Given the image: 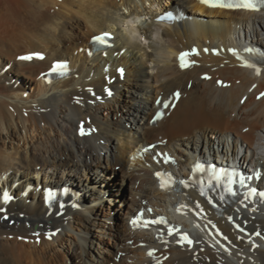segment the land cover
<instances>
[{"label":"bare ground","instance_id":"obj_1","mask_svg":"<svg viewBox=\"0 0 264 264\" xmlns=\"http://www.w3.org/2000/svg\"><path fill=\"white\" fill-rule=\"evenodd\" d=\"M162 10L187 18L162 27ZM102 31L114 46L91 56ZM238 43L264 53V11L0 0V264H264V203L247 198L264 190V61L203 50ZM194 46L182 68L178 54ZM33 53L44 58L20 59ZM56 61L68 74L49 81ZM199 161L253 174L252 185L232 195L195 182ZM159 171L175 189L160 188ZM47 188L64 189L65 207H45Z\"/></svg>","mask_w":264,"mask_h":264},{"label":"snow or ice","instance_id":"obj_2","mask_svg":"<svg viewBox=\"0 0 264 264\" xmlns=\"http://www.w3.org/2000/svg\"><path fill=\"white\" fill-rule=\"evenodd\" d=\"M201 3L206 4L210 7H221V8H228V9H246V10H250V11H260L262 9H264V0H200ZM163 18H167V19H174L175 17H173V14L171 12L166 14V17H161ZM108 33H103L99 36L94 37V41L99 43V44H106L107 43V37H108ZM233 54L235 53V50H232ZM245 51L249 52V53H256L257 50L254 49H246ZM258 55L264 57V53H257ZM38 55V54H37ZM187 54H181L180 60H181V67H187L188 65L184 62V57ZM40 59H43L42 56H39ZM20 59H32V56H25V57H20ZM246 67H255L254 64L249 63L247 61H245V65ZM67 70V66L66 64H62V63H58L56 65L53 66L52 71L53 72H60L61 74H63L65 71ZM260 69L256 68V73L259 74ZM111 93H109L110 95ZM177 96H179V93L176 94ZM261 96H264V93H261ZM165 107H168V104L165 103L164 105ZM161 113L157 114V119L160 118ZM86 134V131L83 127H81V135ZM195 169L199 170V171H204V166L201 164H197L195 165ZM215 172V170H213ZM224 170H220V173L217 175V179L219 180L221 176H223ZM158 177H163L164 174L162 173H157ZM234 176L233 174H228V182L226 185L227 190L232 194L235 195V192L232 191V187L231 185L235 182L234 179L232 178ZM173 181H171V177L169 176L167 181H165L163 178L161 180V187H166L168 184L172 183ZM180 183L184 184L186 187L188 186L187 182L185 181H181ZM203 183V182H201ZM241 187L244 186V180L243 178L239 181ZM201 194L204 195V189L203 187L201 188ZM248 196H255V195H259L261 198H264V192H257V190L255 188H252L249 193H247ZM52 196V193H49V197ZM2 199L4 203H7L8 201H10L12 199V197L9 195V193L7 191L3 192L2 194ZM211 202V201H209ZM0 211H2V209H0ZM154 223H159L162 221H153ZM133 224H136V221H133ZM172 230L169 229V234L171 235ZM182 240H188L187 236H183L181 238ZM188 243L191 244V241L188 240ZM149 255H152L151 252H149Z\"/></svg>","mask_w":264,"mask_h":264},{"label":"rangeland","instance_id":"obj_3","mask_svg":"<svg viewBox=\"0 0 264 264\" xmlns=\"http://www.w3.org/2000/svg\"><path fill=\"white\" fill-rule=\"evenodd\" d=\"M141 43L143 44V45H147V41L146 40H142L141 41ZM83 47V46H82ZM82 47H80V48H82ZM78 49V51H79V53H82V51H80L81 49ZM116 171H118V169H115ZM118 180H119V186H120V188L123 190V194L124 195H128V184H126L125 182H123V183H121V179H120V177L118 178ZM122 185V186H121ZM38 239H40L39 237H38ZM35 242H38L37 241V239H35Z\"/></svg>","mask_w":264,"mask_h":264}]
</instances>
